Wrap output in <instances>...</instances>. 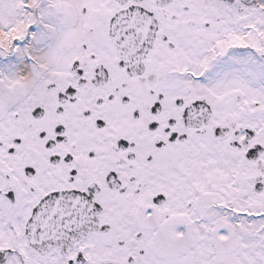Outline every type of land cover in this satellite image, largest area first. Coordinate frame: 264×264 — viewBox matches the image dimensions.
<instances>
[{
	"label": "snow or ice",
	"instance_id": "obj_1",
	"mask_svg": "<svg viewBox=\"0 0 264 264\" xmlns=\"http://www.w3.org/2000/svg\"><path fill=\"white\" fill-rule=\"evenodd\" d=\"M0 264H264V0H0Z\"/></svg>",
	"mask_w": 264,
	"mask_h": 264
}]
</instances>
